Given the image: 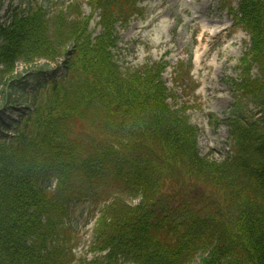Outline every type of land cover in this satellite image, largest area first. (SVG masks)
Listing matches in <instances>:
<instances>
[{"label": "trees", "instance_id": "trees-1", "mask_svg": "<svg viewBox=\"0 0 264 264\" xmlns=\"http://www.w3.org/2000/svg\"><path fill=\"white\" fill-rule=\"evenodd\" d=\"M87 1L100 9L97 37L78 0L0 19L11 72L0 95V264H73L85 203L90 250L109 252L84 264H264V0L229 6L250 42L231 81L224 160L201 155L187 108L170 102L166 62L117 63L115 27L136 0ZM38 58L62 60L52 73H12Z\"/></svg>", "mask_w": 264, "mask_h": 264}, {"label": "rangeland", "instance_id": "rangeland-1", "mask_svg": "<svg viewBox=\"0 0 264 264\" xmlns=\"http://www.w3.org/2000/svg\"><path fill=\"white\" fill-rule=\"evenodd\" d=\"M71 1L0 0V19L6 20L8 12L16 7L45 4L57 9L58 5H69ZM136 4L139 12L127 25L117 26L120 40L114 53L119 65L126 70L139 69L154 61L167 62L169 66L163 77L173 93L170 101L175 107L187 108L192 124L199 130L201 155L223 159L230 151L229 129L224 120L234 99L231 81L239 75V58L249 41L246 32L234 24L229 6L235 5V1L197 0L198 13L185 0H137ZM99 12L100 9H94L87 0H82L77 9L80 18L88 20L87 27L94 37L102 30ZM71 17L77 18L74 13ZM205 24L208 25L206 30ZM52 62L39 59L33 64L34 70H27L25 61L20 60L12 73L25 78L42 65L50 72L58 63ZM186 68H190L189 73ZM6 70L0 66V95L11 79V72ZM30 83L32 80H28ZM16 96L20 99L18 93ZM215 118L220 119L219 122H214ZM76 210L74 264H84L80 261L92 256L89 249L94 223L87 218L90 204H82ZM193 264H200V259Z\"/></svg>", "mask_w": 264, "mask_h": 264}, {"label": "bare ground", "instance_id": "bare-ground-1", "mask_svg": "<svg viewBox=\"0 0 264 264\" xmlns=\"http://www.w3.org/2000/svg\"><path fill=\"white\" fill-rule=\"evenodd\" d=\"M185 2H186V4H188V5H192V8L194 9V12H195V13H198V12H199V7H197V5H196L197 0H185ZM205 2H206V1H205ZM186 4H184V5H186ZM154 17H155V16H153V18H154ZM197 17H198V15H197ZM212 20H214V19H210V21H212ZM207 27H208V25L205 24L204 29L206 30Z\"/></svg>", "mask_w": 264, "mask_h": 264}]
</instances>
